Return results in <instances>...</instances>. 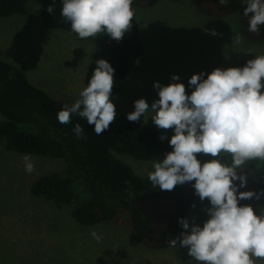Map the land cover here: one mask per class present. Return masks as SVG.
Instances as JSON below:
<instances>
[{
    "label": "rangeland",
    "instance_id": "obj_1",
    "mask_svg": "<svg viewBox=\"0 0 264 264\" xmlns=\"http://www.w3.org/2000/svg\"><path fill=\"white\" fill-rule=\"evenodd\" d=\"M44 5L62 6V0H29L25 15L0 19V60L21 69L33 86L51 98L73 104L85 88L84 73L93 47L88 42L75 41L66 31L47 28L40 18ZM134 17L142 50L124 86L110 98L116 116L127 117L134 111L137 99H145L151 107L159 99L154 82L162 86L183 83L186 94H191L188 82L193 74L224 69L264 54V42L244 39L237 14L208 17L191 0H161L150 8L135 9ZM236 34L242 37L239 44L232 42ZM173 75L179 79L173 81ZM153 115L149 111L138 121L171 138L174 131L158 128ZM113 155L140 176L151 171L146 161L115 152ZM24 156L7 148L0 139V264H198L189 256L187 247L180 246V236L174 248L151 250L126 227L77 224L68 206L29 192L39 176L60 171L62 161L27 155L35 167L28 173ZM242 205H250L257 215L264 207L255 198ZM209 207L194 189L185 215L190 227L203 226L209 218L205 211ZM93 231L102 237L99 243L90 234ZM182 231L190 232V228ZM253 259L254 264H264V259Z\"/></svg>",
    "mask_w": 264,
    "mask_h": 264
},
{
    "label": "clouds",
    "instance_id": "obj_2",
    "mask_svg": "<svg viewBox=\"0 0 264 264\" xmlns=\"http://www.w3.org/2000/svg\"><path fill=\"white\" fill-rule=\"evenodd\" d=\"M228 0H219L223 6ZM243 14L248 18V31L258 32L264 25V0H243ZM133 0H62L61 16L70 22L71 31L79 38L96 37L106 33L120 41L130 29L134 10ZM53 6L46 10L51 13ZM215 35V30H212ZM232 42H242L236 34ZM87 86L71 106L64 105L57 113L61 124H68L72 114L94 125L96 135H101L114 121L116 112L111 102L114 86V69L104 59L95 61ZM173 81L179 79L173 75ZM191 94H186L183 83L158 82L159 99L151 107L145 99L134 101V111L127 114L131 122L151 111L155 125L172 129L169 139L172 151L163 160L153 161V171L148 179L153 187L171 191L178 184L194 181L193 187L200 200L207 199L211 207L205 211L208 219L203 226L179 219L183 229L179 244L187 247L188 254L198 264H254V259H264V207L257 215L250 205H239V200L259 199L264 193L238 192L246 183L245 175H238L249 161H264V54L248 60L243 67L215 68L207 77L204 73L189 78ZM77 138L83 128L76 124ZM164 140L163 135L160 136ZM197 154L212 159L201 161ZM230 156V162L221 159ZM25 171L32 173L34 164L24 156ZM99 243L102 239L95 231L90 233ZM171 247L176 239L169 241Z\"/></svg>",
    "mask_w": 264,
    "mask_h": 264
},
{
    "label": "trees",
    "instance_id": "obj_3",
    "mask_svg": "<svg viewBox=\"0 0 264 264\" xmlns=\"http://www.w3.org/2000/svg\"><path fill=\"white\" fill-rule=\"evenodd\" d=\"M28 1L0 0V19L25 15ZM160 1L133 0L132 8H150ZM191 1L208 17L237 14L244 39L251 43L264 42V25L259 26L258 32L248 31L243 0H228L223 6L219 0ZM49 6L54 7L51 13L46 10ZM61 8V5L42 6V23L51 30L68 32L75 41L92 45L93 54L84 73V86L96 68L95 61L104 59L114 69L110 98L114 97L124 86L141 54L142 44L135 17L120 41L106 33L81 39L71 31L70 22L61 16ZM246 62L231 67H243ZM66 104L72 105L51 98L33 86L21 69L0 60V139L5 141L7 148L18 153L62 161L60 171L45 173L31 183L30 194L68 206L70 216L81 226L105 223L126 227L148 249L169 248V241L177 240L182 232L179 219L185 218L193 200L194 181L178 184L171 191L161 190L153 187L148 175L136 174L113 152L146 161L153 171V161L163 160L165 154L172 151L168 142L170 137L147 124L131 122L123 115L116 116L101 135H96L94 125L76 114H72L68 124H61L57 113ZM76 124L83 128L80 138L73 130ZM161 135L164 140L160 139ZM197 158L201 161L212 159L203 154H197ZM221 159L230 162L227 154H222ZM238 175L246 177L243 188L239 187V180L234 181L238 192L264 193V161H249L238 170ZM248 200H239L238 204ZM257 200L264 206V194ZM206 204L210 205L207 199Z\"/></svg>",
    "mask_w": 264,
    "mask_h": 264
}]
</instances>
